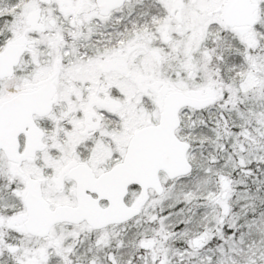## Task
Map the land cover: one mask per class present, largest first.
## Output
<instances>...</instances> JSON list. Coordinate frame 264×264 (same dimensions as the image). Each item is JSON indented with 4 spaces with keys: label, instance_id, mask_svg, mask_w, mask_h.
<instances>
[{
    "label": "snow or ice",
    "instance_id": "1",
    "mask_svg": "<svg viewBox=\"0 0 264 264\" xmlns=\"http://www.w3.org/2000/svg\"><path fill=\"white\" fill-rule=\"evenodd\" d=\"M0 264H264V0H0Z\"/></svg>",
    "mask_w": 264,
    "mask_h": 264
}]
</instances>
